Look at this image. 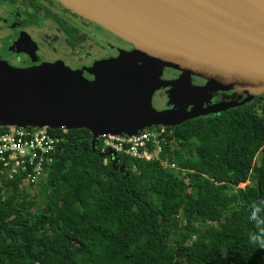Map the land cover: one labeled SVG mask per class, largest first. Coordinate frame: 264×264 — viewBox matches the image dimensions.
<instances>
[{"label": "trees", "instance_id": "obj_1", "mask_svg": "<svg viewBox=\"0 0 264 264\" xmlns=\"http://www.w3.org/2000/svg\"><path fill=\"white\" fill-rule=\"evenodd\" d=\"M243 100L164 125L158 159L119 151L116 168L87 128L47 127L64 140L34 193L0 171V264H264L247 239L264 198V92Z\"/></svg>", "mask_w": 264, "mask_h": 264}, {"label": "water", "instance_id": "obj_2", "mask_svg": "<svg viewBox=\"0 0 264 264\" xmlns=\"http://www.w3.org/2000/svg\"><path fill=\"white\" fill-rule=\"evenodd\" d=\"M57 1L120 35L133 50L121 55L122 60L99 64L93 80L62 64L40 63L27 72L0 59L1 126L84 127L96 151L101 134L133 135L144 127L173 126L200 114L186 109L169 122L166 111L150 106L151 82L144 77L155 79L164 66L186 78H204L219 89H235L246 95L243 102L264 92V0ZM33 73L50 87L34 85ZM57 85L78 100L51 94ZM135 96H143L148 105H132L129 99ZM98 155H109L117 167L113 151Z\"/></svg>", "mask_w": 264, "mask_h": 264}, {"label": "flooded vegetation", "instance_id": "obj_3", "mask_svg": "<svg viewBox=\"0 0 264 264\" xmlns=\"http://www.w3.org/2000/svg\"><path fill=\"white\" fill-rule=\"evenodd\" d=\"M133 47L120 35L57 0H0V58L12 66L30 67L60 62L86 79L93 80L98 62L123 58L121 55L132 51ZM178 77H181L180 70L165 66L162 74L159 77L156 75L155 79L163 85L179 82ZM187 79V87L203 91L206 83L210 87V83L199 76L190 75ZM149 86L150 106L155 110L167 111L173 115L169 116L170 119L182 116L183 113H176L177 109L197 110L200 107L203 110L210 105L221 104V109L226 108V112L244 105L241 102L245 94L231 89L210 87L213 90H209V98L203 94L199 102L193 97H186L183 104L181 90H185V87H181L177 94L173 89L167 92L168 87H161L162 90L155 88L152 81ZM212 114L200 113L197 116Z\"/></svg>", "mask_w": 264, "mask_h": 264}, {"label": "built area", "instance_id": "obj_4", "mask_svg": "<svg viewBox=\"0 0 264 264\" xmlns=\"http://www.w3.org/2000/svg\"><path fill=\"white\" fill-rule=\"evenodd\" d=\"M59 128L66 129L63 126ZM163 131L164 127L144 128L133 135L105 133L97 137V145L100 152L123 151L145 160L150 157L158 159L159 135ZM61 140L64 138L58 136L56 132L51 134L46 126L34 128L8 126L5 131L0 132L1 173L8 178L14 174L21 175L22 182H36L38 177L46 175L47 165L52 162V154ZM149 146L152 148L148 149ZM162 162L165 163L163 160Z\"/></svg>", "mask_w": 264, "mask_h": 264}, {"label": "rangeland", "instance_id": "obj_5", "mask_svg": "<svg viewBox=\"0 0 264 264\" xmlns=\"http://www.w3.org/2000/svg\"><path fill=\"white\" fill-rule=\"evenodd\" d=\"M1 59V58H0ZM122 60V58H117V60ZM1 60H3V59H1ZM3 61H5V60H3ZM111 62V60H106V61H104V62H102L103 64L104 63H106V62ZM7 62V61H6ZM8 63V62H7ZM52 63H57V64H62L63 65V67L64 68H66V69H68V67L66 66V65H64L63 63H60V62H52ZM102 63H99L98 62V64H102ZM9 64V63H8ZM9 65H11V64H9ZM37 65H39V64H37ZM12 66V65H11ZM35 66L36 65H33V66H30V67H15V66H12V67H14V68H22L23 70H25V71H27V72H30L31 70L32 71H34L35 70ZM165 68V66L164 67H162V68H160L159 69V73L160 74H162V71H163V69ZM160 74H158V75H160ZM157 75V76H158ZM80 76L81 77H83V78H85L81 73H80ZM31 78H32V81H33V84L34 85H37V86H42V85H49L47 82H45V81H41V78H40V76L38 77V78H36V75H35V73H33V75L31 76ZM144 78H148L149 80L147 81V84L148 83H150L151 82V80H152V84L154 83V87L155 88H157V89H159V90H162L161 89V87H168L167 88V92L169 91V89H173V90H175L176 91V93L177 92H179V87H183V86H185L186 84H188V79L186 78V76H181V78L179 79V82H176V83H168V84H163L162 85V83H161V81L160 80H158V79H154V78H150V77H144ZM39 80V81H38ZM206 85V87H205V91H203V90H199L198 88H192V87H185V90H181V92L183 93V98H182V103L184 104L185 102H184V99H186V97H193L195 100H198L199 102H201L202 101V99H203V94L206 96V97H208L209 98V90H213V89H217L218 88V86H216V85H214V84H211L210 83V87L211 88H213V89H211L209 86H208V84L206 83L205 84ZM50 87V85L48 86V88ZM52 89H50L49 91L51 92V94H53V95H56V96H59V97H62V98H71V99H76V100H78V98L76 97V95H72V93L70 92V91H68V89L67 88H65V87H63V86H60V85H57V86H54V88L53 87H51ZM234 90L235 91V89H232V88H229V89H224V90ZM162 92V91H161ZM192 93V94H190V95H186V93ZM186 95V96H185ZM129 101H130V103L132 104V105H140V104H143V103H148V102H145L144 101V97L143 96H135L134 98L133 97H131V99H129ZM136 105V106H137ZM148 105V104H147ZM212 107V108H211ZM222 106H221V104H217V105H214V106H212V105H210L209 107H207V108H205V109H203V110H201L200 109V107H198L197 108V112H199V113H205V112H207L210 108H211V111L212 110H216V109H219V108H221ZM157 111H163V110H157ZM183 111H185V109H178L177 111H176V113H179V112H183ZM185 112H187V111H185ZM166 113L168 114V116L166 117L165 116V118H166V120H169V122H172V121H174V120H176V119H170V117L169 116H173V115H171L170 113H168L167 111H166ZM161 126V128H163L164 127V125H160ZM171 126V125H170ZM121 133H123V132H121ZM123 134H126V133H123ZM156 156H157V154H156ZM152 159H154L153 157H150L148 160H152ZM175 168H178V166H174ZM38 180L36 181V182H26V181H24V182H21V186H23V188H26V189H28V191L29 192H35V190L37 189V187L35 186V184H37L38 182H40L41 180H44V177L43 176H40V177H38L37 178ZM246 182L247 181H245V182H241V183H239L238 185L240 186V187H242V186H244L245 184H246ZM25 186V187H24ZM26 186H30L29 188H27ZM40 199V197L38 196V198H37V201ZM40 206H42V204L40 203ZM34 209V208H33Z\"/></svg>", "mask_w": 264, "mask_h": 264}, {"label": "clouds", "instance_id": "obj_6", "mask_svg": "<svg viewBox=\"0 0 264 264\" xmlns=\"http://www.w3.org/2000/svg\"><path fill=\"white\" fill-rule=\"evenodd\" d=\"M144 128L156 129L157 126L154 127L151 125ZM96 146L98 147L97 143ZM249 218L252 221L253 229L248 233V242L253 245L255 249L264 250V198L258 199L250 205Z\"/></svg>", "mask_w": 264, "mask_h": 264}]
</instances>
